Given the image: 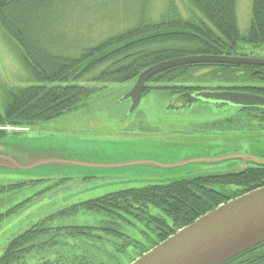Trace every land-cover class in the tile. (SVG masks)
Here are the masks:
<instances>
[{"label":"trees","instance_id":"trees-1","mask_svg":"<svg viewBox=\"0 0 264 264\" xmlns=\"http://www.w3.org/2000/svg\"><path fill=\"white\" fill-rule=\"evenodd\" d=\"M52 1L0 0V27L29 75L28 84L11 87L4 94L0 138L8 136L7 126L29 127L89 106L101 88L82 83L134 82L143 70L162 61L200 54L246 55L240 51L243 45L264 46V0H253L246 34L239 28L238 0H187L189 17L171 0L157 19L150 17L153 0H143L139 9L124 14L129 15L127 22L131 24L122 31L96 45L75 48L69 44L56 49L51 47L50 38L41 34L40 25L50 14L47 10ZM210 67L225 74L236 72V77L256 83L223 89L264 94V66L243 64H186L155 74L148 84H153L152 89L164 88L190 98L205 88L166 84L176 77L187 84L194 71ZM236 107L238 114L231 118L234 124L244 120L240 114L244 110L247 121L261 120L259 112L264 107ZM245 171L125 188L74 203L10 239L0 264H129L218 205L264 186V171ZM45 180L0 184V195L17 193L25 185ZM231 184L238 189H228ZM217 186L227 190H217ZM3 200L0 198V205ZM30 201L28 197L1 210L0 224ZM81 211L91 214L95 223L54 225L56 220ZM223 264H264V242Z\"/></svg>","mask_w":264,"mask_h":264},{"label":"rangeland","instance_id":"rangeland-1","mask_svg":"<svg viewBox=\"0 0 264 264\" xmlns=\"http://www.w3.org/2000/svg\"><path fill=\"white\" fill-rule=\"evenodd\" d=\"M171 0H153L150 17L165 13ZM173 1V0H172ZM182 14L189 17L187 0H174ZM253 0L237 1L240 32L251 25ZM143 0H53L48 16L40 22L42 35L48 36L56 49L96 45L102 39L130 26V11L139 9ZM48 7V8H49ZM199 13V12H198ZM200 15V13H199ZM201 16V15H200ZM126 17V18H123ZM13 42L0 27V105L11 87L28 84V72L13 51ZM249 57L264 58V46L243 45L240 50ZM185 75L183 74V77ZM191 76V75H189ZM180 78V77H179ZM167 83L191 85L206 89L243 86L249 82L210 67L193 72L185 84L180 79ZM182 78V77H181ZM101 88L86 108L67 112L53 120L29 127H9L8 136L0 141L10 146L21 163L36 154L66 155L75 161L116 165L110 167L79 165H41L29 169L0 168V184L30 179H46L25 185L17 193H3L0 211L31 197L30 203L0 224V255L8 241L42 218L56 211L106 193L198 175L219 174L240 167L243 158L213 161L227 155L252 157L264 153V134L245 131L247 112L242 122L231 118L238 114L232 105L195 101L186 103L180 93L152 89L148 84L139 106L130 111L131 101L122 98L133 82L103 84L82 83ZM3 108V106H2ZM248 123V124H247ZM255 130V129H254ZM246 134L248 136H246ZM262 143V144H261ZM201 158V161L186 160ZM150 164H130L137 161ZM242 163V164H241ZM93 216L85 211L56 220L54 225H92Z\"/></svg>","mask_w":264,"mask_h":264},{"label":"water","instance_id":"water-1","mask_svg":"<svg viewBox=\"0 0 264 264\" xmlns=\"http://www.w3.org/2000/svg\"><path fill=\"white\" fill-rule=\"evenodd\" d=\"M202 63L264 66V58L227 54H200L162 61L143 70L133 87L122 98V101L130 100V111L133 112L139 106L146 84L152 76L170 68ZM194 101L215 102L219 105L264 107L263 95L235 90L199 91L195 93ZM236 157L243 158L242 167L238 171L198 176H220L244 172L246 170L245 165L254 161L264 164V161L255 160L250 155H227L213 161ZM201 160L204 159L195 158L186 160L182 164ZM150 163L152 162L144 160L131 162L128 165ZM41 165L116 166L75 161L66 155L51 156L41 153L31 157L25 165L20 162L10 146L0 141V168L29 169ZM183 179L191 178L175 180ZM263 242L264 186H261L218 205L192 223L180 228L129 264H223Z\"/></svg>","mask_w":264,"mask_h":264},{"label":"flooded vegetation","instance_id":"flooded-vegetation-1","mask_svg":"<svg viewBox=\"0 0 264 264\" xmlns=\"http://www.w3.org/2000/svg\"><path fill=\"white\" fill-rule=\"evenodd\" d=\"M261 82H258V84H260ZM261 85H264V82H262L261 83ZM236 90H240V89H236ZM258 94H260V95H264L263 93H258ZM194 95H195V93L190 97V98H188V97H186V103H192L193 102V100H194ZM249 113V112H248ZM260 113V117H261V120H258V121H248V122H250L249 123V125L247 126V127H245V131L247 132V133H249L250 135L255 131V132H257L258 134H264V109H261V111L259 112ZM248 124V123H247ZM255 129V130H254ZM246 136H248L247 134H246ZM259 140H264V137H260V138H258ZM262 144V143H261ZM255 160H258V161H264V153H262V154H258V155H256V156H254L253 157ZM243 161V160H242ZM242 164V163H241ZM242 167V165L240 166V167H235V168H233L231 171H233V170H237L238 171V169L239 168H241ZM245 167H246V169L248 170V169H251V168H254V169H259V170H262V171H264V164H262V163H259V162H256V161H254V162H249V163H247L246 165H245ZM246 172V171H245ZM219 178H223V177H219ZM217 188V190H227V189H225V188H223V187H216ZM232 189V190H235V189H238V186L237 185H235V184H231L230 186H229V188L228 189Z\"/></svg>","mask_w":264,"mask_h":264}]
</instances>
